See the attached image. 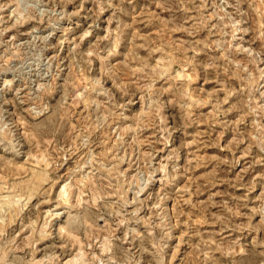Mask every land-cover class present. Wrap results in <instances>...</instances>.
<instances>
[{
	"label": "rangeland",
	"instance_id": "374dc122",
	"mask_svg": "<svg viewBox=\"0 0 264 264\" xmlns=\"http://www.w3.org/2000/svg\"><path fill=\"white\" fill-rule=\"evenodd\" d=\"M0 264H264V0H0Z\"/></svg>",
	"mask_w": 264,
	"mask_h": 264
},
{
	"label": "bare ground",
	"instance_id": "6f19581e",
	"mask_svg": "<svg viewBox=\"0 0 264 264\" xmlns=\"http://www.w3.org/2000/svg\"><path fill=\"white\" fill-rule=\"evenodd\" d=\"M51 9V8H50ZM55 11V10H54Z\"/></svg>",
	"mask_w": 264,
	"mask_h": 264
}]
</instances>
